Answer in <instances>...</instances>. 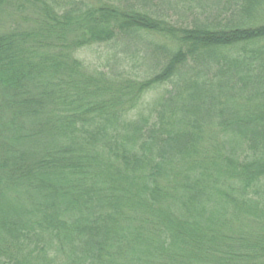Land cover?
<instances>
[{"label":"trees","instance_id":"trees-1","mask_svg":"<svg viewBox=\"0 0 264 264\" xmlns=\"http://www.w3.org/2000/svg\"><path fill=\"white\" fill-rule=\"evenodd\" d=\"M185 1L0 0V264H264V0Z\"/></svg>","mask_w":264,"mask_h":264},{"label":"rangeland","instance_id":"rangeland-1","mask_svg":"<svg viewBox=\"0 0 264 264\" xmlns=\"http://www.w3.org/2000/svg\"><path fill=\"white\" fill-rule=\"evenodd\" d=\"M62 2L63 0H56ZM185 0H160L157 5L158 12L154 14L162 18L168 17L172 23L186 22L189 14H186ZM163 11V12H162ZM162 12V14H158ZM156 13V12H155ZM16 19L7 17L5 28L12 26ZM2 29V28H1ZM143 42H134L132 45L108 44L104 46H93L77 52L76 57L89 67L113 70V72L127 71L131 76L143 75L153 65L151 47L149 44H161L159 38H143Z\"/></svg>","mask_w":264,"mask_h":264}]
</instances>
